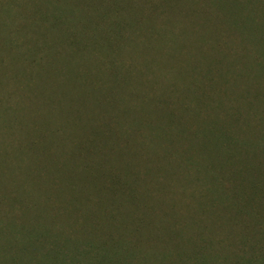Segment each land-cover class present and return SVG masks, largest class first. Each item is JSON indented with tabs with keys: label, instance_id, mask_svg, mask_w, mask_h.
Returning <instances> with one entry per match:
<instances>
[{
	"label": "rangeland",
	"instance_id": "obj_1",
	"mask_svg": "<svg viewBox=\"0 0 264 264\" xmlns=\"http://www.w3.org/2000/svg\"><path fill=\"white\" fill-rule=\"evenodd\" d=\"M263 49L264 0H0V264H53L23 220L93 264H264Z\"/></svg>",
	"mask_w": 264,
	"mask_h": 264
},
{
	"label": "trees",
	"instance_id": "obj_2",
	"mask_svg": "<svg viewBox=\"0 0 264 264\" xmlns=\"http://www.w3.org/2000/svg\"><path fill=\"white\" fill-rule=\"evenodd\" d=\"M114 18H116V21H115L116 27L114 26L113 28L116 30L118 35L122 36L121 33L123 31V25H124L123 20L120 19L121 23H123V24H120V21L118 20L119 14H116V17H114ZM52 20H54V19H52ZM117 23H118V25H117ZM114 34L117 35L116 33H114ZM77 35L84 36V39H82L81 41H83L87 44H90V42H91V44H97V45L100 43H105L106 45L102 46L103 48H105V50L107 49L105 52V58H103L104 62H108L112 66L118 67V65H117L118 62L113 58L116 56L114 53L112 54V50L110 48V45L113 46V44L111 42L112 38L109 35L106 34V40L104 39V37L102 35H99V33H96V35H95V33H93L92 38L90 37L89 33L86 31H83V33L80 31L73 33V36H75V38H77L76 37ZM261 57H262L261 62L263 63L262 66L264 67V49H263ZM263 142H264V139L262 140V143ZM86 176H88V175H86ZM10 200H13L14 202L16 201L15 197H10ZM21 223L22 224L20 225L21 228L19 230V236L22 235L26 239L32 238L33 236L34 237L39 236L41 239L42 238H48L49 244H48V248L45 252V256L47 254H50L54 258L53 264H62V259L64 258V255L70 256L71 254H74L75 257L81 256L83 259H85V258L90 259L89 257H91V256L87 253H91L92 249H94L95 247L98 246L96 241L92 242V239H90V238H89L90 240L87 239L88 236L85 239H82L81 237H78L79 240L76 239V237L73 236L75 232L68 234V232L65 233V231L62 229L61 230L55 229L58 232L57 233L58 237H57V236H53L50 233L51 231L48 232V229L46 230L45 228H42L36 232L33 231L32 229H28V230L25 229L27 225H30V221H28V220H23ZM38 224H39V222H38ZM76 224L77 223H75V225ZM53 228H59V226L54 225ZM75 230H76V226H75ZM85 231H86V229H85ZM77 232H78V230H77ZM102 245H104V243H102ZM107 245H109V244H107ZM102 248H107V246H103ZM13 249H14L13 246L7 247L6 252L11 255L14 252ZM95 249H97L99 251V248H95ZM92 256H93V254H92ZM75 257H70L71 258L70 260L68 259L69 264H73L74 260H76ZM58 258H60V259H58ZM121 258H122V254L119 253L118 250H116L114 252V254L112 255V258H110L109 261L107 260V262L105 264H122L123 262H121ZM260 259H262L264 262V257H260ZM12 262L14 263L15 261L13 260ZM76 262H78V261L76 260ZM76 262H75V264H76ZM82 262H84V260H82ZM82 262H81V264H82ZM88 264H93V261L90 259Z\"/></svg>",
	"mask_w": 264,
	"mask_h": 264
}]
</instances>
